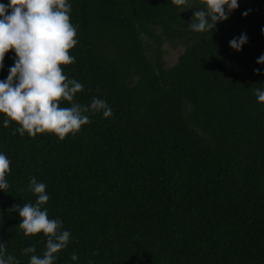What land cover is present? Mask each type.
Returning a JSON list of instances; mask_svg holds the SVG:
<instances>
[{"label":"trees","instance_id":"1","mask_svg":"<svg viewBox=\"0 0 264 264\" xmlns=\"http://www.w3.org/2000/svg\"><path fill=\"white\" fill-rule=\"evenodd\" d=\"M66 2L78 43L63 73L83 85L76 102L103 99L113 116L87 112L91 122L61 141L13 135L19 125L4 127L0 113L10 161V187L0 190L5 257L29 264L25 247L45 250V234L25 236L12 211L35 203V177L49 219L71 233L54 264H264V103L255 95L264 90V0H237L204 33L188 26L201 0L183 12L172 0ZM242 33L236 51L229 41ZM164 42L181 46L169 65ZM16 59L5 54L0 81Z\"/></svg>","mask_w":264,"mask_h":264},{"label":"clouds","instance_id":"2","mask_svg":"<svg viewBox=\"0 0 264 264\" xmlns=\"http://www.w3.org/2000/svg\"><path fill=\"white\" fill-rule=\"evenodd\" d=\"M172 3L180 7L181 12L194 6L189 0H172ZM195 6L198 10L193 12L188 26L193 32L204 33L214 31L217 22L227 20L238 3L237 0H201ZM8 9H11L10 14H6ZM70 10L71 5L66 0H10L7 6L0 3V68L10 50H14L17 57L7 79L0 81V113L7 117L4 127L11 121L19 125L13 135L19 132L23 136L27 132L35 137L37 133L50 132L63 141L69 133L75 135L91 122L85 113L102 112L105 118L113 116V109L103 99L93 97L87 106L76 102L75 96L83 91V85L63 73L61 65L74 63L75 57L69 55V50L78 43L77 28L70 22ZM243 15L247 16L248 11ZM247 39L242 33L229 44L240 51ZM256 62L264 64V54ZM254 72L260 74V69ZM255 95L258 102L264 103V90L256 89ZM62 101L69 102L70 107H61ZM8 173L10 161L0 153V190L5 192L10 187L6 180ZM30 188L37 196L35 203H25L22 207L13 205L12 211L19 212L22 218L19 226L25 236L43 232L47 241L42 256L35 254L34 245L25 247L22 253L31 254L29 264H54L58 253L71 241V233L62 231V221L49 219L44 207L50 199L46 185L33 177ZM5 252L6 243H0V264H19L16 257H5ZM71 258L78 259L75 253Z\"/></svg>","mask_w":264,"mask_h":264},{"label":"rangeland","instance_id":"3","mask_svg":"<svg viewBox=\"0 0 264 264\" xmlns=\"http://www.w3.org/2000/svg\"><path fill=\"white\" fill-rule=\"evenodd\" d=\"M181 50L180 45L170 46L168 42L162 44V58L164 59L167 65L172 64Z\"/></svg>","mask_w":264,"mask_h":264}]
</instances>
